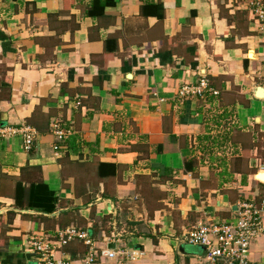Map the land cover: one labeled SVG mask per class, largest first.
<instances>
[{
	"label": "crops",
	"instance_id": "1",
	"mask_svg": "<svg viewBox=\"0 0 264 264\" xmlns=\"http://www.w3.org/2000/svg\"><path fill=\"white\" fill-rule=\"evenodd\" d=\"M250 2L0 0V128L37 133L28 152L0 138V264H36L31 237L69 226L131 264H210L181 236L264 197ZM200 77L218 94L180 100ZM86 251L75 240L61 254L80 264ZM247 259L264 264V231Z\"/></svg>",
	"mask_w": 264,
	"mask_h": 264
},
{
	"label": "built area",
	"instance_id": "2",
	"mask_svg": "<svg viewBox=\"0 0 264 264\" xmlns=\"http://www.w3.org/2000/svg\"><path fill=\"white\" fill-rule=\"evenodd\" d=\"M249 9L256 19L257 31L264 34V0H251ZM217 94L209 80L200 77L194 85L182 86L177 92V97L180 100L187 97L200 99ZM50 127L57 140L64 137V131L56 124ZM36 134V130L27 124L0 128V138L19 136L25 152L31 150ZM57 148L56 145L53 146V150ZM236 209L234 220L206 221L197 224L182 235L180 240L186 244L202 247L210 264H250L247 259L249 248L264 231V197L240 202ZM75 240L82 241L87 246L80 264H107L106 261H113V264H131L134 261L133 253L129 254L124 249L97 248L86 231L73 226L58 230L51 239L33 236L27 244L36 257V264H77L61 254L62 248Z\"/></svg>",
	"mask_w": 264,
	"mask_h": 264
},
{
	"label": "water",
	"instance_id": "3",
	"mask_svg": "<svg viewBox=\"0 0 264 264\" xmlns=\"http://www.w3.org/2000/svg\"><path fill=\"white\" fill-rule=\"evenodd\" d=\"M203 74V72H201ZM264 174V173H263Z\"/></svg>",
	"mask_w": 264,
	"mask_h": 264
}]
</instances>
